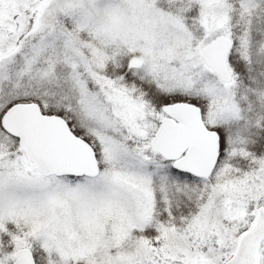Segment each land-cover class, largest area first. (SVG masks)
Masks as SVG:
<instances>
[{"label":"snow or ice","instance_id":"1","mask_svg":"<svg viewBox=\"0 0 264 264\" xmlns=\"http://www.w3.org/2000/svg\"><path fill=\"white\" fill-rule=\"evenodd\" d=\"M0 264H264V0H0Z\"/></svg>","mask_w":264,"mask_h":264}]
</instances>
